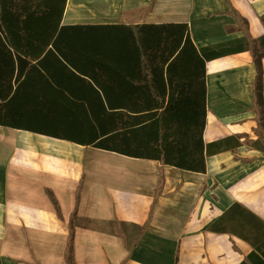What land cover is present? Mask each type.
Instances as JSON below:
<instances>
[{
	"label": "crops",
	"instance_id": "1",
	"mask_svg": "<svg viewBox=\"0 0 264 264\" xmlns=\"http://www.w3.org/2000/svg\"><path fill=\"white\" fill-rule=\"evenodd\" d=\"M232 10L254 38L264 35V0H68L61 24L187 22L198 48L242 45L244 30H227L237 23ZM81 61L80 77L64 80L80 84L76 92L103 84L102 94L125 93L135 81L126 56L115 59L125 64L116 69ZM206 69L204 141L234 139L207 156L204 173L0 125V264H66L76 208L77 264H242L246 257L264 264V148L254 133L252 54L214 57Z\"/></svg>",
	"mask_w": 264,
	"mask_h": 264
},
{
	"label": "trees",
	"instance_id": "2",
	"mask_svg": "<svg viewBox=\"0 0 264 264\" xmlns=\"http://www.w3.org/2000/svg\"><path fill=\"white\" fill-rule=\"evenodd\" d=\"M67 1L0 0V125L204 173L207 156L234 139L204 141L206 63L247 49L256 68L254 133L264 148V35L254 38L239 12L232 10L237 23L227 30H244L242 45L232 41L198 48L187 22L62 25ZM120 56L132 60L127 65L135 77L125 93L102 94L108 91L102 84L85 94L76 92L80 84H65L68 73L80 77L82 59L116 69L124 64L115 61ZM237 138L250 142L248 134ZM47 194L61 214L54 193ZM76 213L77 208L66 264H77Z\"/></svg>",
	"mask_w": 264,
	"mask_h": 264
}]
</instances>
